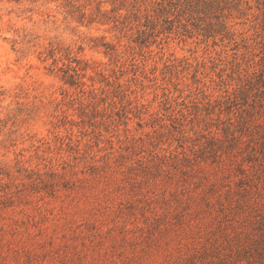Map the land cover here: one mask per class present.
<instances>
[{
    "label": "rangeland",
    "instance_id": "374dc122",
    "mask_svg": "<svg viewBox=\"0 0 264 264\" xmlns=\"http://www.w3.org/2000/svg\"><path fill=\"white\" fill-rule=\"evenodd\" d=\"M262 90L264 0H0V264H264Z\"/></svg>",
    "mask_w": 264,
    "mask_h": 264
},
{
    "label": "trees",
    "instance_id": "16d2710c",
    "mask_svg": "<svg viewBox=\"0 0 264 264\" xmlns=\"http://www.w3.org/2000/svg\"><path fill=\"white\" fill-rule=\"evenodd\" d=\"M262 93H264V90H262ZM261 104L264 106V99L262 100ZM254 112L255 111L250 113V111H247L249 120L248 119L246 121L243 120L242 125L240 127V130L243 128L242 131H245L248 138L245 139V141H242L241 137H239L237 140L234 141V144L237 143L236 145H238V142H244L243 146L245 147L249 146V149L246 151L247 153L244 159L247 161V163H252V164L258 160L259 156L264 157V129H259L257 127L258 124H255V120L253 116ZM258 164L259 163H257V165ZM257 169L255 166L251 164L238 165L237 170L242 175L238 178L237 182L241 183L242 180L244 179L249 181L256 174L258 176L259 173H257ZM237 187L240 188L241 187L240 184ZM239 188H237L236 190H232L230 194L228 195V197L230 198V202L232 204H235V203L238 204V201L240 198L239 195L241 193Z\"/></svg>",
    "mask_w": 264,
    "mask_h": 264
}]
</instances>
